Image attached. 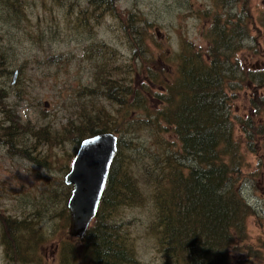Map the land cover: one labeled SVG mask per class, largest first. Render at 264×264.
I'll return each mask as SVG.
<instances>
[{"label": "rangeland", "instance_id": "1", "mask_svg": "<svg viewBox=\"0 0 264 264\" xmlns=\"http://www.w3.org/2000/svg\"><path fill=\"white\" fill-rule=\"evenodd\" d=\"M88 1L0 0V55L4 57L0 94L7 96L0 98V121L4 118L1 111L5 110L19 126L5 133L17 139L14 143L5 144L0 138V219L23 221L30 215L24 225H29V232L15 231L10 239L0 234V264H61L63 250L80 249L82 239L68 234L67 203L72 188L65 186L64 178L79 148L75 142L78 133L70 125L79 127V115L94 117L88 106L93 100H97L95 109L107 113L104 122L115 130L124 131L133 125L143 129L137 131L136 141L140 140L142 147L123 154L121 172L137 183L144 202L120 209L113 223L121 224L136 264H167L150 231L154 203L149 199L157 186L167 187L166 151L156 143L154 128L143 125L140 114L134 115L140 118L139 124H122L115 113L118 107L99 97L103 92H98L99 82L111 77L119 86L127 80L137 89L142 80L141 68L145 67L165 70L167 78H176L179 56L186 45L191 44L202 54L207 48L204 34L208 25L201 13L210 9L212 0H117L115 15L102 18L98 12L92 13ZM236 4L220 10L221 18H238L239 10L246 7L241 22H247L251 39L244 43L248 48L237 59L250 73H261L264 0H238ZM134 27L144 31L143 54L128 40ZM19 69L21 75L17 73L13 79ZM254 88L238 87L231 105L241 121L250 119L260 125L259 131H264V113L257 114L258 104L264 105V90ZM82 92L85 96L78 97ZM242 126L234 125L236 136L244 144L236 184L243 188L241 197L251 216L245 225V243L231 249L230 256L234 263L250 264L246 252L239 250L250 247L252 264H264V133L245 132ZM157 136L167 144L173 142L171 135L158 132ZM252 145L262 148L259 155L246 151ZM153 179L160 185H155ZM12 241L20 246L19 252L26 247L28 255L15 259L13 250L12 256L5 257V242Z\"/></svg>", "mask_w": 264, "mask_h": 264}, {"label": "trees", "instance_id": "2", "mask_svg": "<svg viewBox=\"0 0 264 264\" xmlns=\"http://www.w3.org/2000/svg\"><path fill=\"white\" fill-rule=\"evenodd\" d=\"M116 2L88 1L92 13L98 12L99 18L107 14L115 15ZM237 2L212 0L210 9L201 13L208 25L204 34L207 48L202 54L191 44L186 45V50L179 56L176 78H167L165 70H149L145 67L141 68L142 80L136 86L137 89L128 85L127 80L119 86L111 77L106 82H99L101 88L98 92L103 90L99 92V97L118 107L115 113L120 115L122 124H139L137 121L140 118L134 115L140 114L143 125L154 128L156 143L164 146L166 151L163 157L167 187L157 186L149 199L154 203L150 231L167 264H238L233 262L230 251L246 241L245 225L251 213L241 197L243 188L236 184L237 172L240 173L243 162L244 144L236 136L234 125L242 124L245 132L252 131L255 135H262L264 131H259L257 128L260 125H255L250 119L241 121L233 113L231 102L235 99V91L242 85L264 90V71L250 73L237 59V55L246 47L244 43L251 39L247 22H241L247 9L243 6L238 18L228 15L221 18L220 14V10L228 5L235 6ZM145 24L152 28L151 24ZM143 32L134 27L131 38L128 36L129 42L141 54ZM149 61L152 62L151 59ZM3 65L4 57L0 55V78ZM17 72L20 75L22 73L21 69ZM156 88L157 92L154 91ZM88 95L91 96L90 92ZM81 96H85L84 92L78 97ZM0 98L7 96L1 93ZM155 103L160 106L155 108ZM96 104L97 100H93L88 105L94 117L79 115V127L70 125L72 131L78 133L75 142L80 145L88 138L113 133L118 137L117 152L96 218L80 240V249L77 251L68 247L63 250L60 263L136 264L134 251L125 242L121 224L113 223V216L122 208L144 202L137 183L121 172L123 154L128 151L133 153L134 150L137 152L138 147H142L140 140L138 143L136 141L137 131L143 129L133 125L124 131L115 130L104 122V119H108L107 113L103 109H95ZM258 106L257 114L261 111L264 113V105ZM1 113L4 118L0 121V138L5 140V144L14 143L17 139L5 133L12 132V129L18 130L17 119L5 110ZM158 132L171 135V145L160 140ZM261 150L258 145H252L250 149L246 147L247 152L256 156ZM149 156L153 155L150 153ZM22 157L31 161L29 157ZM126 158L129 160L131 157ZM157 179H153L154 184L160 185ZM29 216H24L23 221L3 217V221L0 219V234L10 239L15 231L29 230V225L26 228L24 226ZM5 244L8 247L5 257L12 256L13 250L15 259H23L28 255L26 247H22L19 252L20 246L15 241ZM12 247L15 248L9 250ZM246 249L239 250L246 252V261L252 264L250 247Z\"/></svg>", "mask_w": 264, "mask_h": 264}, {"label": "water", "instance_id": "3", "mask_svg": "<svg viewBox=\"0 0 264 264\" xmlns=\"http://www.w3.org/2000/svg\"><path fill=\"white\" fill-rule=\"evenodd\" d=\"M17 73L13 74L14 78ZM117 143V137L112 134L97 135L84 140L64 178L65 186L72 188L67 210L68 234L73 239H82L97 216L117 152Z\"/></svg>", "mask_w": 264, "mask_h": 264}, {"label": "bare ground", "instance_id": "4", "mask_svg": "<svg viewBox=\"0 0 264 264\" xmlns=\"http://www.w3.org/2000/svg\"><path fill=\"white\" fill-rule=\"evenodd\" d=\"M13 79H14V77H13ZM108 134H109V133H108ZM88 139H89V138H88ZM82 142H83V141H82ZM82 142H81V143H82ZM81 143H80V144H81ZM79 146H80V145H79Z\"/></svg>", "mask_w": 264, "mask_h": 264}]
</instances>
